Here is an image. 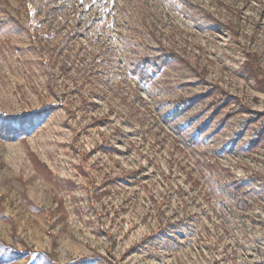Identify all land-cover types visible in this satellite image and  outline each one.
<instances>
[{
	"label": "rangeland",
	"instance_id": "rangeland-1",
	"mask_svg": "<svg viewBox=\"0 0 264 264\" xmlns=\"http://www.w3.org/2000/svg\"><path fill=\"white\" fill-rule=\"evenodd\" d=\"M37 112L0 264H264V0H0V117Z\"/></svg>",
	"mask_w": 264,
	"mask_h": 264
},
{
	"label": "trees",
	"instance_id": "trees-1",
	"mask_svg": "<svg viewBox=\"0 0 264 264\" xmlns=\"http://www.w3.org/2000/svg\"><path fill=\"white\" fill-rule=\"evenodd\" d=\"M174 56L171 51H165L164 53H152V54H146L144 56L139 57L136 59L134 63H130L128 65L129 71L132 77H135L138 81H148L150 75L158 73L161 68L167 63V61ZM189 101H183L177 109L174 111V113L171 115V118L177 117L179 113L186 110L189 105ZM43 112H37L33 115H21L16 117H0L1 124V130L4 132L3 134L5 136L14 135L13 132L16 129H13V124L17 125L18 128H22L23 132H26L28 128H31V123H27V125H23L22 121L27 120V122H30V118L34 117H40L43 116ZM264 132V129L262 130ZM15 133V132H14ZM262 139L261 133H258L255 135L250 143L251 149L256 148L260 141ZM208 168H212L208 164Z\"/></svg>",
	"mask_w": 264,
	"mask_h": 264
}]
</instances>
